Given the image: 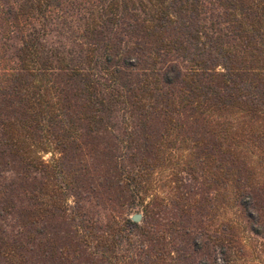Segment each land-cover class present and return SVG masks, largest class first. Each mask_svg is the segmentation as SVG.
Returning <instances> with one entry per match:
<instances>
[{"label":"trees","instance_id":"obj_1","mask_svg":"<svg viewBox=\"0 0 264 264\" xmlns=\"http://www.w3.org/2000/svg\"><path fill=\"white\" fill-rule=\"evenodd\" d=\"M0 264H264V0H0Z\"/></svg>","mask_w":264,"mask_h":264},{"label":"rangeland","instance_id":"obj_2","mask_svg":"<svg viewBox=\"0 0 264 264\" xmlns=\"http://www.w3.org/2000/svg\"><path fill=\"white\" fill-rule=\"evenodd\" d=\"M50 156H51V155H50L49 153H48V154H44V158H45V159H49ZM17 211H18V209L16 210V212H17ZM140 214H141V213H140ZM6 224H8V226L6 227V228H7V231L10 232V231H11V228H10L9 225H10V224H13V220H10L9 217H8L7 220H6ZM4 228H5V225H4Z\"/></svg>","mask_w":264,"mask_h":264},{"label":"water","instance_id":"obj_3","mask_svg":"<svg viewBox=\"0 0 264 264\" xmlns=\"http://www.w3.org/2000/svg\"><path fill=\"white\" fill-rule=\"evenodd\" d=\"M141 218V214L140 213H135L131 216V219L132 220H135V221H139Z\"/></svg>","mask_w":264,"mask_h":264}]
</instances>
